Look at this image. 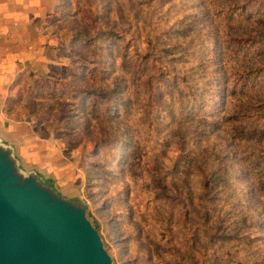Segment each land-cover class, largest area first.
<instances>
[{"label":"rangeland","instance_id":"1","mask_svg":"<svg viewBox=\"0 0 264 264\" xmlns=\"http://www.w3.org/2000/svg\"><path fill=\"white\" fill-rule=\"evenodd\" d=\"M36 22L46 59L2 103L21 169L87 206L114 264H264V0H58Z\"/></svg>","mask_w":264,"mask_h":264},{"label":"water","instance_id":"2","mask_svg":"<svg viewBox=\"0 0 264 264\" xmlns=\"http://www.w3.org/2000/svg\"><path fill=\"white\" fill-rule=\"evenodd\" d=\"M0 264H114L87 206L21 169L0 136Z\"/></svg>","mask_w":264,"mask_h":264},{"label":"crops","instance_id":"3","mask_svg":"<svg viewBox=\"0 0 264 264\" xmlns=\"http://www.w3.org/2000/svg\"><path fill=\"white\" fill-rule=\"evenodd\" d=\"M57 4L58 0H0V136L4 138L9 131L10 136L25 142L17 137L15 125L9 123L2 103L17 74L26 66H38L46 59L49 43L39 34L36 20ZM22 151L25 154V148Z\"/></svg>","mask_w":264,"mask_h":264},{"label":"trees","instance_id":"4","mask_svg":"<svg viewBox=\"0 0 264 264\" xmlns=\"http://www.w3.org/2000/svg\"><path fill=\"white\" fill-rule=\"evenodd\" d=\"M16 80V79H15ZM15 82V81H14ZM14 82L12 83V85L10 86V87H12V86H14ZM11 91H12V88H11ZM9 92H10V88H9ZM10 116V115H9Z\"/></svg>","mask_w":264,"mask_h":264}]
</instances>
